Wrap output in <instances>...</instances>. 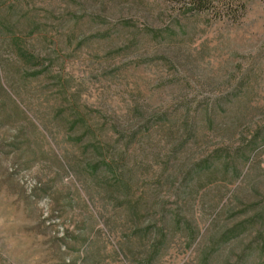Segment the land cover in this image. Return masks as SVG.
<instances>
[{"label":"rangeland","instance_id":"374dc122","mask_svg":"<svg viewBox=\"0 0 264 264\" xmlns=\"http://www.w3.org/2000/svg\"><path fill=\"white\" fill-rule=\"evenodd\" d=\"M246 1L233 21L0 0V264H264V0Z\"/></svg>","mask_w":264,"mask_h":264},{"label":"trees","instance_id":"16d2710c","mask_svg":"<svg viewBox=\"0 0 264 264\" xmlns=\"http://www.w3.org/2000/svg\"><path fill=\"white\" fill-rule=\"evenodd\" d=\"M171 2L173 3H171L173 8L176 9L180 16L207 13L215 20L227 18L235 21L244 16L248 9L246 0H171ZM181 27L182 25L178 26V28ZM171 32L175 33L176 31L172 30ZM228 102L230 103L231 101L228 100ZM220 103L221 101L217 98L211 99L201 108L196 103L193 107V112L184 115L189 122V127L183 128L182 135L184 136L187 132L198 140L201 137L199 133L203 132L201 124L207 122L212 125L218 118ZM208 159L209 156H203L195 159V162H207L209 161Z\"/></svg>","mask_w":264,"mask_h":264}]
</instances>
